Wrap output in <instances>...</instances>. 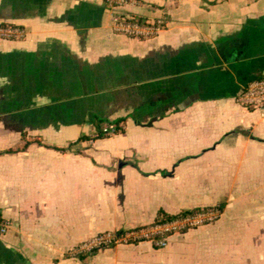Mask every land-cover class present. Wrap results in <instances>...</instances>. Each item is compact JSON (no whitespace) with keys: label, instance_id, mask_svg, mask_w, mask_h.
I'll return each instance as SVG.
<instances>
[{"label":"crops","instance_id":"obj_1","mask_svg":"<svg viewBox=\"0 0 264 264\" xmlns=\"http://www.w3.org/2000/svg\"><path fill=\"white\" fill-rule=\"evenodd\" d=\"M156 35L112 29L103 0H0V264H264V0H137ZM95 119L123 130L95 137ZM169 236L71 255L103 231L218 207ZM161 212V213H160Z\"/></svg>","mask_w":264,"mask_h":264},{"label":"built area","instance_id":"obj_2","mask_svg":"<svg viewBox=\"0 0 264 264\" xmlns=\"http://www.w3.org/2000/svg\"><path fill=\"white\" fill-rule=\"evenodd\" d=\"M103 2L110 8L112 29L117 33L136 38H147L156 35L166 26V20L163 17L140 19L117 11V8L135 4L137 0H103ZM23 36L24 31L21 27L0 23V38L20 39ZM237 101L243 107L255 110L264 116V75L247 80L237 96ZM113 129L112 123H106L101 131L105 135H111ZM219 213V207L183 211L173 215L170 219L154 220L151 223L128 229L99 232L78 243L71 250V255L90 254L102 247L141 241H149L157 248L165 247L171 234L211 222L219 216ZM8 227L9 222L1 218L0 234L5 233Z\"/></svg>","mask_w":264,"mask_h":264},{"label":"trees","instance_id":"obj_3","mask_svg":"<svg viewBox=\"0 0 264 264\" xmlns=\"http://www.w3.org/2000/svg\"><path fill=\"white\" fill-rule=\"evenodd\" d=\"M95 122H96V125H97V131L95 133V137H107V136H110L109 134L105 135L101 131L103 125L106 124V123H112L114 125V129H113L111 135L119 133V132H121L123 130V124H122V121L120 119L115 120V121H104V120L95 119ZM218 207H219V209H221L223 207V203H220V205ZM193 210H196V209H193ZM188 211H192V210H188ZM160 215L161 216L157 217L155 220L170 219L173 216V215L170 216V215H165V214H160ZM0 219H1V217H0Z\"/></svg>","mask_w":264,"mask_h":264}]
</instances>
